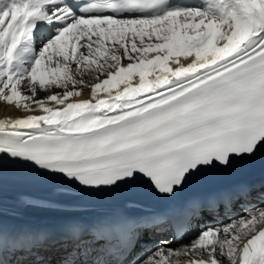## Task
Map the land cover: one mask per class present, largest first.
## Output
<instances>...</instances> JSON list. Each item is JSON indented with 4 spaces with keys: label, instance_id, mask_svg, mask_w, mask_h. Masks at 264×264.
<instances>
[{
    "label": "snow or ice",
    "instance_id": "1",
    "mask_svg": "<svg viewBox=\"0 0 264 264\" xmlns=\"http://www.w3.org/2000/svg\"><path fill=\"white\" fill-rule=\"evenodd\" d=\"M7 107L0 264H264V0H0ZM209 170L249 179L136 211ZM96 196L127 211L78 210Z\"/></svg>",
    "mask_w": 264,
    "mask_h": 264
},
{
    "label": "bare ground",
    "instance_id": "2",
    "mask_svg": "<svg viewBox=\"0 0 264 264\" xmlns=\"http://www.w3.org/2000/svg\"><path fill=\"white\" fill-rule=\"evenodd\" d=\"M90 95V89L89 88H85L84 93H83V97L87 98ZM5 114H12V115H18L19 113L16 112V110L12 107H7L6 111H0V115H5ZM19 185H21L22 187H26V184L21 180L19 183ZM10 196V199L13 200H18V199H28V200H40V199H44L41 196H37L31 193H27L24 192L22 194H8ZM53 198H57V199H62L61 197H57L56 194ZM88 206H80L79 207V211H84L85 208ZM111 207H114V205H112ZM97 209L101 210V211H106V209H104L103 207L100 208L98 207ZM115 209V208H112ZM146 209L144 207H141L139 209H137L136 211L138 212H144ZM57 213L54 211H37L35 213H31L29 215V219L32 220H36V221H44V220H51L54 219L56 217ZM165 238V237H164Z\"/></svg>",
    "mask_w": 264,
    "mask_h": 264
}]
</instances>
